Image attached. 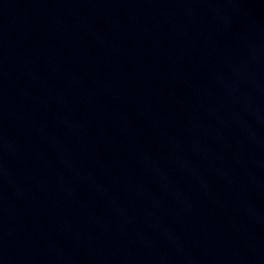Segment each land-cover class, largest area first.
<instances>
[{
    "label": "water",
    "instance_id": "95a60500",
    "mask_svg": "<svg viewBox=\"0 0 264 264\" xmlns=\"http://www.w3.org/2000/svg\"><path fill=\"white\" fill-rule=\"evenodd\" d=\"M0 264H264V0H0Z\"/></svg>",
    "mask_w": 264,
    "mask_h": 264
}]
</instances>
